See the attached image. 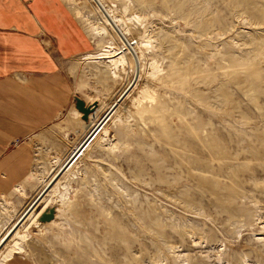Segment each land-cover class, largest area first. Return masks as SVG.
Here are the masks:
<instances>
[{
  "label": "rangeland",
  "instance_id": "rangeland-1",
  "mask_svg": "<svg viewBox=\"0 0 264 264\" xmlns=\"http://www.w3.org/2000/svg\"><path fill=\"white\" fill-rule=\"evenodd\" d=\"M62 1L91 39L69 64L97 107L85 127L73 107L64 127L48 129L43 141L64 142L61 155L31 140L25 184L44 189L124 96L106 124L110 142L97 137L83 151L61 178L68 192L55 221L32 228L9 264H264V0ZM108 7L126 19L129 44ZM98 9L111 25L104 34L91 27ZM130 41L146 47L142 58ZM104 49L124 54V72ZM5 202L14 209L0 197V223L12 215Z\"/></svg>",
  "mask_w": 264,
  "mask_h": 264
},
{
  "label": "crops",
  "instance_id": "crops-1",
  "mask_svg": "<svg viewBox=\"0 0 264 264\" xmlns=\"http://www.w3.org/2000/svg\"><path fill=\"white\" fill-rule=\"evenodd\" d=\"M69 10L62 0H0V197L14 203L0 232L43 189L41 183L25 184L35 159L31 140H40L44 155H61L64 142L51 137L46 144L43 138L53 126L55 131L64 127L65 117L75 107L74 96L83 98L69 60L89 53L92 44ZM69 134L63 140L71 139ZM19 185L27 195L15 200ZM53 220L42 222L43 226Z\"/></svg>",
  "mask_w": 264,
  "mask_h": 264
},
{
  "label": "bare ground",
  "instance_id": "bare-ground-1",
  "mask_svg": "<svg viewBox=\"0 0 264 264\" xmlns=\"http://www.w3.org/2000/svg\"><path fill=\"white\" fill-rule=\"evenodd\" d=\"M102 1V0H100ZM103 2V1H102ZM98 7V6H97ZM99 8V7H98ZM106 11L108 13H110L111 15V18L113 19V21L119 26V22H123V24H125V20L126 19H123L121 17H117L113 14V10H111L109 7L106 9ZM105 12V11H104ZM98 13H99V23L100 24H96V23H93L91 25L92 29L94 31H96L97 33H101V34H104L107 33V28L105 26V23H107L108 25H110L108 19L105 17L103 11H101L100 9H98ZM102 17V19H101ZM112 24V23H111ZM113 25V24H112ZM111 26V25H110ZM120 27V26H119ZM125 27V26H124ZM121 33L124 34V35H127V33L125 32V30H127V26L126 28H121ZM128 31V30H127ZM119 33V31H118ZM121 33L120 36H121ZM121 39V38H120ZM131 45L134 46L135 50H138V57L140 58L145 52L147 49L145 47L144 51H142L140 48H139V45H141V42H132L130 41ZM143 47V46H142ZM109 48V47H108ZM131 48V47H130ZM104 53H102L101 55L104 56L102 58H106L108 63H110V65L114 68V69H119L121 71H125L124 67H123V63L125 61V58H124V54H121L120 56L118 57H115V50H109V49H104L103 50ZM118 53V52H117ZM120 53V52H119ZM140 54V55H139ZM142 58V57H141ZM155 69V68H154ZM115 76L114 77H118V75L114 72ZM140 96L141 98L145 99L148 94L146 91H141L140 92ZM116 100V99H115ZM104 101L102 100H99V103H98V107L101 106ZM116 102V101H114ZM112 102V104L114 103ZM119 103V102H117ZM112 104H110L109 106L106 107V111L112 106ZM118 105V104H117ZM121 105V104H120ZM117 107V106H116ZM116 109V108H115ZM119 110V108H117L116 110H113L112 113L109 115V117L107 118L106 122L104 124H102V126L100 127V129L98 130V132L93 136V138L90 140V142L87 143V145L80 151V153L77 155V157L66 167V170H64L63 173H61L59 175V173L56 175V173L60 170V168L63 166V164L65 163H62L58 166L57 170L55 172H53L54 174L50 177V179H48L45 187L47 185H50L52 184L54 181V184H52V186L50 187V190L46 192V194H44L41 198V200L39 201V210L36 211V210H33L30 212V214L27 216V218L25 220H23V222H21L18 227L16 225L18 219L20 218V216H18V218L12 222L13 224L7 228V230L5 231V233L2 235V237L0 238V264H5L7 261H9L10 259H12L15 255H17L22 249V242L26 240V238L30 235L29 232L32 228L36 229V228H39L41 225H43L44 223L42 222H39L38 221V217L41 215V213L44 211L45 208L51 206V205H57L56 206V209L58 208L59 206V203L61 204L63 202V200L67 197V192H68V189L66 188V186L62 183L61 184V178H63L66 173L72 168V166L74 165V163L77 162V160H79V157L83 154V151H85L89 145L93 142L94 139H96L97 137L100 138L101 141L103 142H110V135H108V128L106 127V124L108 121H110V119L113 118V115L115 113H117ZM71 115L75 116V117H78L80 114L79 111L73 109L71 111ZM92 114H90L89 116H91ZM112 117V118H111ZM90 121V120H89ZM113 121V120H112ZM85 121L82 120V126L85 127L86 123H84ZM87 122V121H86ZM108 125V124H107ZM79 146V145H78ZM77 146V147H78ZM76 147V148H77ZM75 148V149H76ZM74 152V151H73ZM72 152V153H73ZM71 153V154H72ZM79 162V161H78ZM80 163V162H79ZM77 164V163H76ZM37 172L36 170H34L32 172V174L36 177V173ZM44 173V172H43ZM43 175V174H42ZM60 177H59V176ZM58 176V177H57ZM43 178V177H42ZM48 178V177H47ZM52 181V182H51ZM44 182V181H43ZM50 183V184H49ZM44 187V188H45ZM60 187H62V189H60ZM18 189V188H17ZM19 193H21V195L24 194V191H19ZM55 193H58V195L56 196ZM38 196V195H37ZM32 203V202H31ZM30 203V204H31ZM5 208H3V213L5 212V215L6 214H9L10 211H11V207L9 202H5ZM27 208V207H26ZM26 210V209H25ZM24 210V211H25ZM59 210V209H58ZM23 211V212H24ZM22 212V213H23ZM12 213V211H11ZM10 215V214H9ZM57 215V213L55 214ZM54 221V220H53ZM16 225V226H15ZM15 226V227H14ZM14 227V229H13ZM17 227V228H16ZM13 229V230H12Z\"/></svg>",
  "mask_w": 264,
  "mask_h": 264
},
{
  "label": "water",
  "instance_id": "water-1",
  "mask_svg": "<svg viewBox=\"0 0 264 264\" xmlns=\"http://www.w3.org/2000/svg\"><path fill=\"white\" fill-rule=\"evenodd\" d=\"M97 4L101 8L102 5L98 0H95ZM116 26V25H115ZM117 30H119V33H121L120 29L116 26ZM115 28V29H116ZM122 35V33H121ZM123 39L125 40L126 44H129L127 39L125 38L124 35H122ZM124 94L120 95V97L117 99V102H120L123 98ZM74 101H75V108L78 109L82 115L81 118L84 121H88L90 113L94 112L96 107H97V102L87 104L81 97L79 96H74ZM118 103L114 102L112 106L100 117V119L97 121V123L93 126V128L89 131V133L84 137L82 142L79 144V146L74 150V152L69 156L67 161L63 164V166L60 168V170L56 173V175L59 173V175L66 169V167L77 157V155L80 153V151L87 145L88 142L93 138V136L98 132L102 124H104L109 117V115L112 113V111L115 109ZM58 175V176H59ZM57 176V177H58ZM52 182V181H51ZM55 182V181H54ZM54 182L52 184H54ZM50 184V183H49ZM52 184L47 185L42 191L38 194V196L32 201V203L26 208V210L22 213L20 218L18 219L16 225H18L23 222L27 218V216L30 214L31 211L36 210L38 211L39 208V201L41 200L42 196L46 194L48 190H50V187ZM55 206L51 205L47 208L44 209V211L41 213V215L38 217L39 222H46V221H51L55 218ZM15 225V226H16ZM14 226V227H15ZM13 227V229H14ZM16 227V228H17ZM12 229V230H13ZM1 244V243H0Z\"/></svg>",
  "mask_w": 264,
  "mask_h": 264
}]
</instances>
